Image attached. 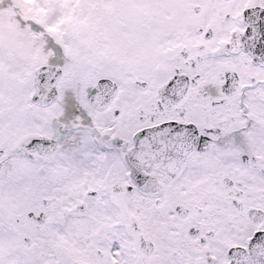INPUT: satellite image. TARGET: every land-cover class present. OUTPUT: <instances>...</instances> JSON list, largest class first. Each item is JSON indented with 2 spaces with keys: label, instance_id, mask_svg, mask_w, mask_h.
Instances as JSON below:
<instances>
[{
  "label": "snow or ice",
  "instance_id": "obj_1",
  "mask_svg": "<svg viewBox=\"0 0 264 264\" xmlns=\"http://www.w3.org/2000/svg\"><path fill=\"white\" fill-rule=\"evenodd\" d=\"M0 264H264V0H0Z\"/></svg>",
  "mask_w": 264,
  "mask_h": 264
}]
</instances>
